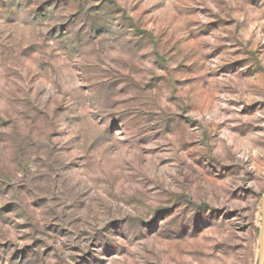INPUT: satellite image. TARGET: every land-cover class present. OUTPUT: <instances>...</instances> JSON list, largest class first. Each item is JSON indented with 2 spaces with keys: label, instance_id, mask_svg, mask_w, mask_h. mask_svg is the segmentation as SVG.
I'll return each mask as SVG.
<instances>
[{
  "label": "rangeland",
  "instance_id": "obj_1",
  "mask_svg": "<svg viewBox=\"0 0 264 264\" xmlns=\"http://www.w3.org/2000/svg\"><path fill=\"white\" fill-rule=\"evenodd\" d=\"M264 0H0V264H258Z\"/></svg>",
  "mask_w": 264,
  "mask_h": 264
},
{
  "label": "water",
  "instance_id": "obj_2",
  "mask_svg": "<svg viewBox=\"0 0 264 264\" xmlns=\"http://www.w3.org/2000/svg\"><path fill=\"white\" fill-rule=\"evenodd\" d=\"M261 227L258 237V264H264V195L260 199Z\"/></svg>",
  "mask_w": 264,
  "mask_h": 264
}]
</instances>
